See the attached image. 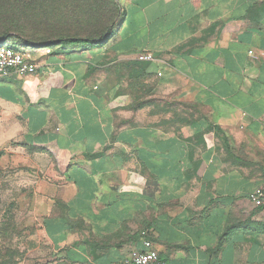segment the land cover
Listing matches in <instances>:
<instances>
[{
  "label": "crops",
  "instance_id": "crops-1",
  "mask_svg": "<svg viewBox=\"0 0 264 264\" xmlns=\"http://www.w3.org/2000/svg\"><path fill=\"white\" fill-rule=\"evenodd\" d=\"M31 55L0 78V170L56 262L148 239L171 264H264V0H124L103 40Z\"/></svg>",
  "mask_w": 264,
  "mask_h": 264
},
{
  "label": "rangeland",
  "instance_id": "rangeland-1",
  "mask_svg": "<svg viewBox=\"0 0 264 264\" xmlns=\"http://www.w3.org/2000/svg\"><path fill=\"white\" fill-rule=\"evenodd\" d=\"M123 3L124 0H0V34L9 33L6 45L31 52L48 46V39L59 35L87 36L91 25L99 31L112 21L118 9H123ZM21 187L20 179L14 180L12 172L0 170V264H60L41 234L40 217L32 214L33 200Z\"/></svg>",
  "mask_w": 264,
  "mask_h": 264
},
{
  "label": "built area",
  "instance_id": "built-area-1",
  "mask_svg": "<svg viewBox=\"0 0 264 264\" xmlns=\"http://www.w3.org/2000/svg\"><path fill=\"white\" fill-rule=\"evenodd\" d=\"M153 59V55L149 53L138 56L140 61H152ZM36 68L37 64L29 50L10 47L6 45V42L0 43V78H5L12 74L18 76L31 75L36 72ZM248 199L254 207H264V187L255 188L249 193ZM143 234L145 235L146 233ZM143 244V251L115 264H171L160 257L150 240L146 239Z\"/></svg>",
  "mask_w": 264,
  "mask_h": 264
},
{
  "label": "trees",
  "instance_id": "trees-1",
  "mask_svg": "<svg viewBox=\"0 0 264 264\" xmlns=\"http://www.w3.org/2000/svg\"><path fill=\"white\" fill-rule=\"evenodd\" d=\"M108 11V9H107ZM123 14V9L121 11L118 9L117 15L113 17L112 21L109 24L102 26V28L98 31L95 25H91L88 28L87 36H68V35H59L55 38L48 39V46L45 47H52L58 45H73V44H92L97 41H101L106 38L111 30L117 25L120 16ZM9 37V33L6 32L3 35L0 34V43H4L5 39ZM18 39L21 40L20 36H16ZM23 40V39H22ZM25 43H30L27 40H24ZM44 47V48H45Z\"/></svg>",
  "mask_w": 264,
  "mask_h": 264
}]
</instances>
